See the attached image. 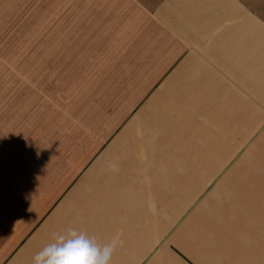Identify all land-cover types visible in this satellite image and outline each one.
<instances>
[{
	"label": "crops",
	"instance_id": "1",
	"mask_svg": "<svg viewBox=\"0 0 264 264\" xmlns=\"http://www.w3.org/2000/svg\"><path fill=\"white\" fill-rule=\"evenodd\" d=\"M52 11L113 68L0 165V264L69 229L118 234L110 264H264V0H0V40Z\"/></svg>",
	"mask_w": 264,
	"mask_h": 264
},
{
	"label": "rangeland",
	"instance_id": "2",
	"mask_svg": "<svg viewBox=\"0 0 264 264\" xmlns=\"http://www.w3.org/2000/svg\"><path fill=\"white\" fill-rule=\"evenodd\" d=\"M9 15L11 27L2 29L0 40L1 166L23 159L24 149L33 139H40L42 123L55 115L57 105L95 89L105 79L104 70L113 68L110 60H105L104 30L67 28L71 19L58 20L54 11ZM84 16L82 25H89ZM57 24L66 26L58 32ZM112 43L110 40L108 44ZM94 57L97 64L92 61ZM71 110L66 108L69 118ZM81 120L72 118L73 123Z\"/></svg>",
	"mask_w": 264,
	"mask_h": 264
},
{
	"label": "clouds",
	"instance_id": "3",
	"mask_svg": "<svg viewBox=\"0 0 264 264\" xmlns=\"http://www.w3.org/2000/svg\"><path fill=\"white\" fill-rule=\"evenodd\" d=\"M119 241L118 234L105 241L69 229L37 252L33 264H110Z\"/></svg>",
	"mask_w": 264,
	"mask_h": 264
}]
</instances>
